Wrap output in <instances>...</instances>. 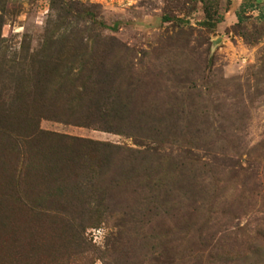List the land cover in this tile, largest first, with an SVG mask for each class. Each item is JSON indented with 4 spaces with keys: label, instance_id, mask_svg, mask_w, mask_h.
<instances>
[{
    "label": "rangeland",
    "instance_id": "rangeland-1",
    "mask_svg": "<svg viewBox=\"0 0 264 264\" xmlns=\"http://www.w3.org/2000/svg\"><path fill=\"white\" fill-rule=\"evenodd\" d=\"M205 1L0 0V264H264V0ZM42 54L127 112L31 119Z\"/></svg>",
    "mask_w": 264,
    "mask_h": 264
},
{
    "label": "trees",
    "instance_id": "trees-1",
    "mask_svg": "<svg viewBox=\"0 0 264 264\" xmlns=\"http://www.w3.org/2000/svg\"><path fill=\"white\" fill-rule=\"evenodd\" d=\"M203 2H206L205 0H201ZM206 9V8H205ZM204 9V10H205ZM47 47V46H46ZM45 48V47H44ZM43 48V50H44ZM48 56H45V54H42V62L40 64V73H44L45 72V68L46 64L50 65L51 67H53L52 60L55 59L53 61V64H55V68H52V71H47L46 73H48L47 76L49 77H54L57 78V88H56V92L55 94L60 96V98H65V99H56L55 101H53V104L50 106H46L47 108L43 109L44 104L41 105L40 109L43 110V114H41V110H40V114L37 113L35 115H31L30 117H32L31 119H37V118H47V116H51L54 119H58V120H66V122L71 123V124H75V125H81V126H88L90 124H92V120L94 118H96V116H111L114 120H119L118 117L123 113L127 112L126 110V106L124 104H120L117 102L111 103L110 102V106L109 107H104L99 101L102 100V98L100 97L99 100H97L96 104H94V106L85 111L82 112L77 105H75V102H81L84 99L82 98V94L85 93V89L87 88V83L86 80H88L90 82L91 77H89L91 75L90 72H92V70L89 72L88 76H82L81 74V69L78 70V72L73 73V67L71 66L72 64L70 62H67V59L56 55V56H50V54H47ZM64 63V64H63ZM47 68V67H46ZM61 68H64V71L61 70ZM50 70V69H48ZM44 74V75H45ZM81 79H85L81 82ZM50 81L48 80V78L46 80H44L42 82V86L44 88L48 87V83ZM68 84V86L70 85V90L63 89V84ZM94 84H96L95 82H92ZM38 84V82H37ZM78 88L82 89V90H78ZM100 87L96 86V88H94V90L99 89ZM84 89V90H83ZM68 91H70L71 93H69ZM62 94V96L60 95ZM67 97V99H66ZM59 100V103H57L56 101ZM64 101V103H63ZM64 104V105H63ZM74 105V106H73ZM45 112V113H44ZM48 113V114H47ZM30 117H28L30 119ZM122 119V118H120ZM108 131H115L117 129H114V127L110 126L107 129ZM34 131H31V135L28 137L29 139L26 140V145L32 144L35 136L32 135L34 134ZM57 138V140H55L56 145V150L54 151V153L56 152L57 154H59V156L61 157V155L66 156V160L67 162H71L73 164H75V162L77 161V156L73 155L72 153H80V148L82 147L83 152L89 151V152H99L101 153V162H107L109 163L111 161V159L113 158L112 154L114 153V146H111L107 143H103V142H97V141H91V140H87V139H81V138H77V137H69V136H65V135H55ZM51 145V144H50ZM46 146V148H45ZM42 147H37L36 152L38 151V149L40 148L43 149V151H41V154H43V157L45 156V152H50L51 147L45 145ZM53 148V146H52ZM50 149V150H49ZM88 149V150H87ZM39 150V151H40ZM45 150V152H44ZM44 152V153H43ZM69 153V154H68ZM68 154V155H67ZM96 154V153H95ZM78 191H80L79 189H77Z\"/></svg>",
    "mask_w": 264,
    "mask_h": 264
}]
</instances>
